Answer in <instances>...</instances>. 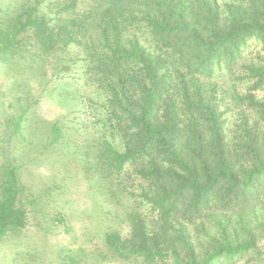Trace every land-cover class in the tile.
<instances>
[{
    "label": "trees",
    "instance_id": "obj_1",
    "mask_svg": "<svg viewBox=\"0 0 264 264\" xmlns=\"http://www.w3.org/2000/svg\"><path fill=\"white\" fill-rule=\"evenodd\" d=\"M76 7L77 0H64L56 17L39 15L35 7L2 24L0 53L22 54V33L44 53L83 46L91 74L110 89L121 123L132 130L135 148L113 151L117 170L137 159L150 164L165 218L194 223L210 208L240 209L262 195L263 132L244 120L230 139L220 103L205 97L201 78L226 70L235 81L252 80L246 95H232V106L255 108L264 123V103L253 94L264 88V57L259 64L243 61L249 40L264 48V0H104L78 13ZM3 182L0 239L27 221L14 167ZM138 222L136 244L113 232L109 248L125 257L162 258L158 242L150 248L155 235ZM177 232L187 255L176 253L174 264H236L251 252L262 255L254 238H225L199 258L183 224Z\"/></svg>",
    "mask_w": 264,
    "mask_h": 264
},
{
    "label": "rangeland",
    "instance_id": "obj_2",
    "mask_svg": "<svg viewBox=\"0 0 264 264\" xmlns=\"http://www.w3.org/2000/svg\"><path fill=\"white\" fill-rule=\"evenodd\" d=\"M62 1L0 0V26L35 7L39 15L56 17ZM102 2L77 0L76 11ZM19 37L22 54L0 53V192L6 169L14 167L27 221L0 239V264H174L176 253L187 255L177 232L181 224L199 258L216 241L254 238L262 255L251 252L236 264H264V192L242 209L210 208L194 223L165 218V208L156 204L151 165L137 159L117 170L113 151L135 148L132 130L121 123L110 89L91 74L83 46L44 53L28 34ZM263 57L262 43L249 40L243 61L259 64ZM201 80L205 97L220 103L230 139L244 120L264 134L258 110L231 102L235 92L248 93L252 80L235 81L226 70ZM253 94L264 103V88ZM138 220L155 235L150 248L158 242L162 258L125 257L109 248L113 232L136 244Z\"/></svg>",
    "mask_w": 264,
    "mask_h": 264
}]
</instances>
